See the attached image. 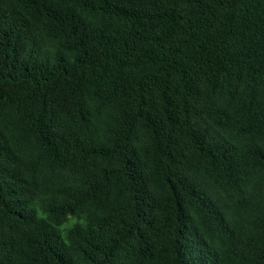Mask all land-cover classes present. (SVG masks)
Segmentation results:
<instances>
[{"label": "trees", "instance_id": "obj_1", "mask_svg": "<svg viewBox=\"0 0 264 264\" xmlns=\"http://www.w3.org/2000/svg\"><path fill=\"white\" fill-rule=\"evenodd\" d=\"M0 264H264V0H0Z\"/></svg>", "mask_w": 264, "mask_h": 264}]
</instances>
